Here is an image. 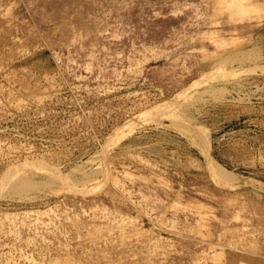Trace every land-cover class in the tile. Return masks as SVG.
Here are the masks:
<instances>
[{
    "label": "rangeland",
    "instance_id": "obj_1",
    "mask_svg": "<svg viewBox=\"0 0 264 264\" xmlns=\"http://www.w3.org/2000/svg\"><path fill=\"white\" fill-rule=\"evenodd\" d=\"M0 264H264V0H0Z\"/></svg>",
    "mask_w": 264,
    "mask_h": 264
},
{
    "label": "bare ground",
    "instance_id": "obj_2",
    "mask_svg": "<svg viewBox=\"0 0 264 264\" xmlns=\"http://www.w3.org/2000/svg\"><path fill=\"white\" fill-rule=\"evenodd\" d=\"M217 2H218V1H217ZM231 4H232V3H230V5H231ZM228 5H229V4H228ZM231 6H232V5H231ZM232 8H233V7H231V9H230V10H232V11H233V9H234V8H233V9H232ZM219 10H220V9H219ZM235 10H236V9H235ZM35 229H36V228H35ZM25 257H26V256H25Z\"/></svg>",
    "mask_w": 264,
    "mask_h": 264
}]
</instances>
